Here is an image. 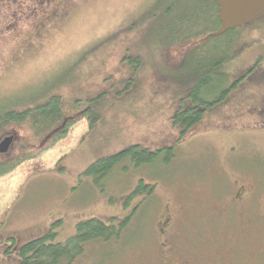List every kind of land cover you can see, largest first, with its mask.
Returning <instances> with one entry per match:
<instances>
[{"label":"rangeland","instance_id":"374dc122","mask_svg":"<svg viewBox=\"0 0 264 264\" xmlns=\"http://www.w3.org/2000/svg\"><path fill=\"white\" fill-rule=\"evenodd\" d=\"M154 4L0 0L1 102L21 106L52 94L71 101L106 92L97 107L102 120L92 127L76 122L65 138L0 178V264H17L14 253L5 254L8 237L20 244L52 230L63 241L82 219L108 222L133 209L117 239L87 242L71 264H264V128L252 127L260 116L247 113L264 107V14L238 27L229 48L233 77L260 58L221 105L235 121L224 129L217 115L207 114L199 127L220 126L177 142L169 164L131 169L126 163L125 172L115 170L97 187L81 175L95 159L131 143L153 150L177 136L169 117L195 81L188 72L193 53L167 46L165 9ZM139 21L131 36L129 25ZM129 37L151 81L117 97ZM139 179L153 186V195L139 194L124 206Z\"/></svg>","mask_w":264,"mask_h":264},{"label":"trees","instance_id":"16d2710c","mask_svg":"<svg viewBox=\"0 0 264 264\" xmlns=\"http://www.w3.org/2000/svg\"><path fill=\"white\" fill-rule=\"evenodd\" d=\"M154 6H159L160 10L165 9L166 20L161 28L164 27L162 36L167 46H171L173 53L181 46H185L187 51L190 50L188 56L193 53L188 72L195 81L179 99L178 107L169 117L170 125L177 131V136L171 138L170 144L150 150L135 142L95 159L81 175L91 178L96 187L102 181L110 179L115 170L125 172L128 163L132 164L131 169L139 168L145 163L169 164L174 155L175 144L192 133L220 126L218 123L221 128H227V124L235 121V116L223 113L221 105L232 95L238 84L258 68L260 62V58H257L247 71L236 77L232 76L228 65L235 53L229 52V48L236 44L241 30L237 27L217 36L206 37L220 25L219 10L214 0H155ZM138 23L140 21L129 25V28H132L131 36L135 33ZM97 47L87 50L84 56ZM127 47L122 57L126 76L113 88L117 97L125 92L140 89L144 81L147 84L151 81L143 74L145 63L140 49L130 47V37ZM105 94L104 91L97 92L87 98L71 101L52 94L31 105L21 106L0 101V139L8 134L14 137L8 152L0 153V178L65 138L76 122L85 119L89 127H92L102 120L104 115L97 111V107L102 105L101 100ZM247 113L260 116V119L252 123V127L264 128V107L251 108ZM207 114L217 115L218 123L210 121L199 127ZM229 126L237 127L233 124ZM17 133H22L23 136L18 138ZM13 147L15 151L10 153ZM153 190L152 185L143 184L139 179L136 186L126 195L124 206L139 194L145 197L153 195ZM133 211L121 219L117 218L118 216L111 217L108 222L97 217L82 219L75 223L74 233L63 241H55L52 230L20 244H17L13 237H8L6 241L10 245L5 254L14 253L17 264H71L82 254L87 242H108L117 239L132 217ZM59 223L54 222L52 227Z\"/></svg>","mask_w":264,"mask_h":264},{"label":"water","instance_id":"95a60500","mask_svg":"<svg viewBox=\"0 0 264 264\" xmlns=\"http://www.w3.org/2000/svg\"><path fill=\"white\" fill-rule=\"evenodd\" d=\"M219 10L220 25L208 36H217L223 32L240 27L247 20L264 14V0H214ZM12 141V136L0 141V153H5Z\"/></svg>","mask_w":264,"mask_h":264},{"label":"flooded vegetation","instance_id":"af4514ba","mask_svg":"<svg viewBox=\"0 0 264 264\" xmlns=\"http://www.w3.org/2000/svg\"><path fill=\"white\" fill-rule=\"evenodd\" d=\"M260 16H261V15H260ZM168 221H169V218H166L165 221H164V223L162 224L163 227L166 226V223H168ZM160 230H162V228H161Z\"/></svg>","mask_w":264,"mask_h":264}]
</instances>
